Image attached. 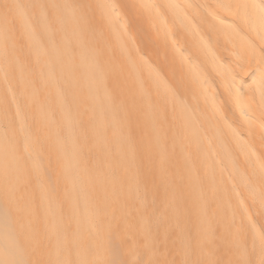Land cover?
Returning a JSON list of instances; mask_svg holds the SVG:
<instances>
[{
    "label": "bare ground",
    "instance_id": "6f19581e",
    "mask_svg": "<svg viewBox=\"0 0 264 264\" xmlns=\"http://www.w3.org/2000/svg\"><path fill=\"white\" fill-rule=\"evenodd\" d=\"M0 264H264V0H0Z\"/></svg>",
    "mask_w": 264,
    "mask_h": 264
}]
</instances>
